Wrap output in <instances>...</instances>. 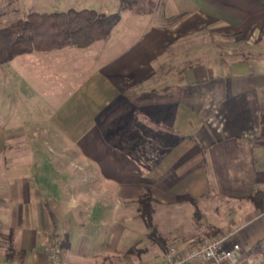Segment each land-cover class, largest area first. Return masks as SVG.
<instances>
[{"label": "crops", "instance_id": "crops-1", "mask_svg": "<svg viewBox=\"0 0 264 264\" xmlns=\"http://www.w3.org/2000/svg\"><path fill=\"white\" fill-rule=\"evenodd\" d=\"M126 1L105 39L5 61L58 99L32 135L78 173L53 192L38 173L3 182L0 261L46 264L58 235L61 264H156L169 245L232 230L231 264H264V207L250 200L264 192V0ZM35 140L0 133L2 174L34 161L10 146ZM145 186L154 240L137 210Z\"/></svg>", "mask_w": 264, "mask_h": 264}, {"label": "rangeland", "instance_id": "rangeland-1", "mask_svg": "<svg viewBox=\"0 0 264 264\" xmlns=\"http://www.w3.org/2000/svg\"><path fill=\"white\" fill-rule=\"evenodd\" d=\"M126 4V0H0V26L8 24L14 18L25 16L29 11H59L70 7H92L99 11L121 12L120 10L125 9ZM167 7L168 5L160 3L159 9L158 7L155 9H157L158 13L162 9L168 10L169 7ZM149 9L148 3L140 6L141 11L145 10L144 14L138 13L139 17H141L139 20L142 21V25L150 22ZM125 18L127 20V16ZM135 19L138 20L136 17ZM155 19L157 20V16H155ZM32 55V53H25L20 58H29ZM14 65L15 62L0 63V133L5 132L6 137L10 139L13 137L36 139V143L33 142L31 146V143L27 144L28 146H10L12 151L13 149L16 152L21 150L22 155L29 160L30 157H34V161L28 164L27 162L21 163L22 167L17 165V163L7 165V171L4 174H2L3 169H0V187L5 185V182L8 184L9 180L13 181L17 174H22V176H28L27 178H29V175L33 176L34 173H38L39 179L52 183L47 186L43 185V189L53 192L54 188H56L54 183L58 179L66 181L67 175L75 177L78 171L71 166L73 165L72 163L69 164V161L59 156L61 150L57 146H53L52 140L45 133L33 136L32 128L39 125L33 120V117L46 116L54 108L58 99L46 98L42 96V92L32 91L31 79L28 78V74L18 73ZM27 70L30 69L27 68ZM10 153L11 151L8 149L2 155H9ZM64 153L72 155V150L64 151ZM66 188L74 191L67 183L62 190ZM54 196L58 197L56 193ZM109 198H113V195H110ZM149 234L150 239L154 240L158 237L156 234L152 235L150 232ZM143 245L141 244L140 247Z\"/></svg>", "mask_w": 264, "mask_h": 264}, {"label": "trees", "instance_id": "trees-1", "mask_svg": "<svg viewBox=\"0 0 264 264\" xmlns=\"http://www.w3.org/2000/svg\"><path fill=\"white\" fill-rule=\"evenodd\" d=\"M119 19V12L99 11L92 7L29 11L25 16L0 26V63L35 50H51L67 45L86 47L95 40L107 38ZM250 200L255 206L263 208L264 192L256 190ZM137 201L139 216L154 235L152 197L148 187H143Z\"/></svg>", "mask_w": 264, "mask_h": 264}, {"label": "built area", "instance_id": "built-area-1", "mask_svg": "<svg viewBox=\"0 0 264 264\" xmlns=\"http://www.w3.org/2000/svg\"><path fill=\"white\" fill-rule=\"evenodd\" d=\"M264 93V85L262 87ZM232 230L219 235L208 236L198 243L188 246L169 245L163 259L156 264H231L235 262L241 253L238 242L232 241L225 245L231 236ZM53 240L48 243L46 249L48 262L46 264H61L59 258V237L53 235ZM0 264H20L0 261Z\"/></svg>", "mask_w": 264, "mask_h": 264}]
</instances>
